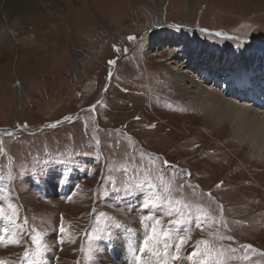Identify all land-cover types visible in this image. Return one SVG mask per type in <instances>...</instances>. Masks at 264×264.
<instances>
[{"label": "rangeland", "instance_id": "374dc122", "mask_svg": "<svg viewBox=\"0 0 264 264\" xmlns=\"http://www.w3.org/2000/svg\"><path fill=\"white\" fill-rule=\"evenodd\" d=\"M11 7L22 9L23 20L16 36L12 26L0 28V129L13 128L0 130V260L109 264L101 259L116 254L124 264L126 229L137 234L138 248L147 215L139 208L147 189L128 193L124 184L147 178L184 213L155 210L163 230L175 234L185 226L168 221L189 220L179 264H199L189 257L205 240L224 251V264H264V160L236 140L233 113L206 117L175 87L174 64L158 60L176 56L175 35L208 47L210 56L207 49L197 55L211 61L222 62V52L264 60V0H28ZM195 66L189 69L201 76ZM63 186L60 194L55 187ZM113 243L116 253L108 252Z\"/></svg>", "mask_w": 264, "mask_h": 264}, {"label": "bare ground", "instance_id": "6f19581e", "mask_svg": "<svg viewBox=\"0 0 264 264\" xmlns=\"http://www.w3.org/2000/svg\"><path fill=\"white\" fill-rule=\"evenodd\" d=\"M27 1L28 0H0V28L12 26L9 32L16 36L17 31L15 28L22 24L23 18L21 16L23 11L22 9L13 10L11 6L23 2L27 3ZM257 5H259V3H257ZM47 26H58V24L56 22H50ZM171 31L170 34L174 33L173 30ZM181 33H183V31ZM0 43H2L1 33ZM159 44L160 43H158V45ZM163 45L166 44H162L161 48ZM169 45L173 46L171 47L172 51L173 49L177 50L176 56L170 57V59H172L169 61L163 57L158 60L161 62H169L172 65L174 64V73L172 75L174 80L172 81L175 87L179 88L183 93L189 94L190 102L194 101L197 106L201 107L202 113L208 118H216L226 111L233 113V115L229 116L231 119L229 122L232 125H236V127H234L236 140L240 143H245V145L254 151L258 157L264 160V89H262V85H264V60L258 58L260 56L255 53H252L253 55L248 57L245 55L232 56L229 52H222L221 56H219L216 51L214 55L222 57L223 61H211L204 55L210 56V52L212 51H210L208 47H201V43L199 45V43L196 42L195 44L192 42H184L182 37L176 35L170 39ZM206 49L209 53H204ZM198 53L204 54H199L200 56H198ZM202 56H204V58H202ZM173 59H175V61H173ZM191 63L192 65L197 64L195 67L196 71L199 69V72L197 71L198 73H200L202 69L201 76L189 69ZM223 65H225V68H223ZM246 66L249 67L247 68ZM240 67H242L241 70ZM243 67H246V69H243ZM257 67L259 69H256ZM211 78L216 80L217 84L214 81L210 82L209 80ZM222 86L223 88L220 89ZM218 88L219 90H217ZM261 92L263 93L261 94ZM247 96H249V98ZM250 98H252V100ZM218 124H220V122H218ZM57 188L58 187H55L60 194L65 191L64 186ZM123 249L129 254L124 264H129L132 260V254L128 248L127 242H125ZM108 252L116 253V244H109ZM145 256H147V254H145ZM109 260L121 264V259L117 257L116 254ZM109 260L105 257L101 259V261H107L111 264Z\"/></svg>", "mask_w": 264, "mask_h": 264}, {"label": "snow or ice", "instance_id": "6c2138e0", "mask_svg": "<svg viewBox=\"0 0 264 264\" xmlns=\"http://www.w3.org/2000/svg\"><path fill=\"white\" fill-rule=\"evenodd\" d=\"M207 31V30H203ZM216 36L224 35L221 32H216ZM129 40H135L136 37L129 36ZM115 47V46H114ZM119 51L120 49H116ZM127 51V49H125ZM109 64H115V60H110ZM95 108V105L92 106V109ZM89 109V110H92ZM71 116H65L64 120H71ZM138 119V118H137ZM61 123V121H56L54 124L50 125V127H56L57 124ZM150 127H155V125H150ZM156 159H159L156 157ZM162 165L171 166L169 161L162 160L160 161ZM126 171V170H125ZM186 170L180 169L179 172L183 174ZM145 179H138L134 183L131 181H126L124 184V188L128 193H134L139 190L147 189V195L143 196L139 208L141 211L147 210V215H141L140 221L144 225L145 234L143 235L142 240L140 241L139 247L136 246V233L131 229L127 228L126 232L128 233L127 245L132 254V260L129 264H179L180 261L184 259L182 256V249L188 243L190 237L187 235L189 224V220L187 219H176L175 221L169 220L168 223H175L176 225H184L185 227L182 229H178L175 234L164 231L162 228V220L161 216L155 214V210H160L163 216L173 217L174 215H178L180 217L184 216L183 210L180 207H176L175 205L179 204V201H173L170 198V195H164L160 191H158V186L153 183L151 180L145 183ZM119 191V189H117ZM169 188H164V193H169ZM109 193L107 191L104 192V195L107 196ZM9 207H12L9 205ZM184 208L189 207L187 204L183 206ZM4 214V208L0 205V216ZM16 209H13L12 215L7 216L8 220H13L16 217ZM151 221V224L147 223ZM197 227L201 226V222L199 219L197 220ZM117 228L123 227V225L117 224ZM7 233V229H4ZM59 231L64 233L66 230L61 224ZM183 231L184 234L181 235L180 232ZM96 239H100L99 236L95 237ZM106 239H111L112 234L109 233ZM228 239H232V237H228ZM174 243H169V241H173ZM2 242V241H0ZM33 242L39 244V233L33 237ZM10 244H18L20 240L17 238H10ZM205 245L203 249H197L192 252L189 259L198 260L199 264H224V251L216 248L215 244L209 245V241H201ZM162 246V251H161ZM250 249L251 245H247ZM42 251H47V248L41 249ZM91 251V250H90ZM234 251V250H233ZM147 254V256H145ZM39 255V251L37 252ZM24 256H28L27 250L24 253ZM0 264H8L7 261L0 260Z\"/></svg>", "mask_w": 264, "mask_h": 264}]
</instances>
